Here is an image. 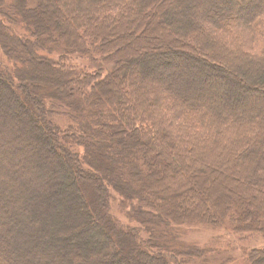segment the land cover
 I'll return each mask as SVG.
<instances>
[{"label":"trees","instance_id":"16d2710c","mask_svg":"<svg viewBox=\"0 0 264 264\" xmlns=\"http://www.w3.org/2000/svg\"><path fill=\"white\" fill-rule=\"evenodd\" d=\"M50 1L0 0V264H264L188 240H264V0Z\"/></svg>","mask_w":264,"mask_h":264},{"label":"rangeland","instance_id":"374dc122","mask_svg":"<svg viewBox=\"0 0 264 264\" xmlns=\"http://www.w3.org/2000/svg\"><path fill=\"white\" fill-rule=\"evenodd\" d=\"M49 5V10L53 12L54 7L51 6V1L47 2ZM161 36V34H160ZM129 57H132V52L128 51L126 52ZM131 54V55H129ZM55 122H57L61 127H65L67 119L63 116H57L55 119ZM226 185V184H225ZM224 186V185H223ZM212 185L208 187V189H205L203 191L204 195L209 194L211 192L210 188ZM228 187L227 185L224 187L225 189ZM222 191V190H221ZM219 194V192H218ZM221 194V193H220ZM121 206L119 205V199L115 198V201L113 202V210L115 215H117L119 218L124 219V212H121ZM223 234V233H222ZM223 238L215 239V236H212L211 232L206 231V230H200V231H194L193 233H190L188 240L190 242H198L201 243V245H204L205 243L208 244L214 241L213 246L216 247L214 248L215 251H213L210 255L212 263L214 261H219V260H239L242 258L243 254L241 252V247H253V246H261L264 245V240L263 239H258L255 237L254 238H248V240H243L241 241L237 235H229V234H223ZM261 244V245H260ZM202 247V246H201ZM216 252V253H215Z\"/></svg>","mask_w":264,"mask_h":264}]
</instances>
